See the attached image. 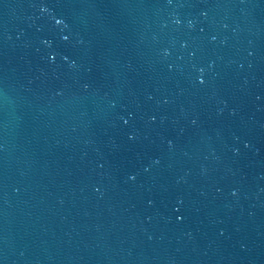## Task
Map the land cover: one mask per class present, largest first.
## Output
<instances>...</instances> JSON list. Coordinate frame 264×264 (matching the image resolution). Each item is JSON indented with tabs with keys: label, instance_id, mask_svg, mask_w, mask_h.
Segmentation results:
<instances>
[{
	"label": "water",
	"instance_id": "obj_1",
	"mask_svg": "<svg viewBox=\"0 0 264 264\" xmlns=\"http://www.w3.org/2000/svg\"><path fill=\"white\" fill-rule=\"evenodd\" d=\"M0 264H264V0H0Z\"/></svg>",
	"mask_w": 264,
	"mask_h": 264
},
{
	"label": "snow or ice",
	"instance_id": "obj_2",
	"mask_svg": "<svg viewBox=\"0 0 264 264\" xmlns=\"http://www.w3.org/2000/svg\"><path fill=\"white\" fill-rule=\"evenodd\" d=\"M57 23H60V21H57ZM65 39H67V37H65ZM201 83H203V81H201Z\"/></svg>",
	"mask_w": 264,
	"mask_h": 264
}]
</instances>
